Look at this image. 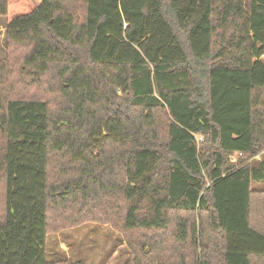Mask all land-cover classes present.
<instances>
[{
  "label": "trees",
  "instance_id": "obj_1",
  "mask_svg": "<svg viewBox=\"0 0 264 264\" xmlns=\"http://www.w3.org/2000/svg\"><path fill=\"white\" fill-rule=\"evenodd\" d=\"M0 17L18 76L56 96L14 94L0 62V264H50L51 206L114 226L124 264H264V0H0Z\"/></svg>",
  "mask_w": 264,
  "mask_h": 264
},
{
  "label": "rangeland",
  "instance_id": "obj_2",
  "mask_svg": "<svg viewBox=\"0 0 264 264\" xmlns=\"http://www.w3.org/2000/svg\"><path fill=\"white\" fill-rule=\"evenodd\" d=\"M7 19L0 17V62L6 63L11 69L14 80V94L23 98L34 96L42 100H50L51 106L55 104V94L46 86L30 84L28 77H19L20 61L17 55H12L6 44ZM17 54V53H16ZM264 153L256 157L252 164L261 162ZM233 157L231 163H235ZM1 190V185H0ZM254 191L261 190L260 186H254ZM1 192V191H0ZM71 210V208H70ZM49 228L45 239L46 258L50 264H124L128 259V251L122 235L114 226L99 223L94 217L83 219L87 213L80 210L78 217L68 209H59V206H51L49 210ZM87 220V221H85ZM93 220V221H92Z\"/></svg>",
  "mask_w": 264,
  "mask_h": 264
}]
</instances>
